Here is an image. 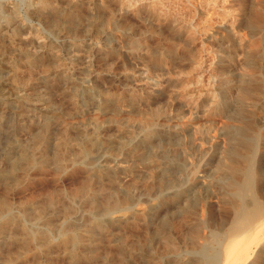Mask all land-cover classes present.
Wrapping results in <instances>:
<instances>
[{
  "label": "rangeland",
  "instance_id": "obj_1",
  "mask_svg": "<svg viewBox=\"0 0 264 264\" xmlns=\"http://www.w3.org/2000/svg\"><path fill=\"white\" fill-rule=\"evenodd\" d=\"M29 4L30 0H0V6H16L19 16L33 31L31 34L26 29L21 31L20 36L27 38L24 44L0 35V79L10 77L12 72L5 69L4 63L14 61L19 79L30 82L35 92L44 93L51 113L43 114L31 106L23 107L18 113L12 104L0 106V173L11 172L20 164L38 138L46 136L50 140L58 136L60 131L56 130V125L60 124H66L65 134L71 144L91 145L93 151L82 158L78 157L75 146H71L65 159L79 160L73 165L65 162L68 164L65 169L57 171L50 162L54 154L49 149V163L40 171L33 169L19 189L8 191L0 184V203L19 211L23 223L30 226L35 209V212L40 210L49 201L57 202V206H66L69 208L66 211H72L67 212L68 220L74 223L75 226L71 223L73 229L81 228V232L87 230L90 223L91 209L85 201L89 190L99 187L96 191L101 190V194L113 193L116 187L115 198L122 208L112 216L141 211V219L132 224L134 227L106 224L103 232L95 230L100 239L94 263L103 264L102 256H109V264H118L119 256H123V264H179L185 256L186 241L182 233L173 232L176 251L168 248L164 235L167 204L172 203L166 198L167 185L181 181L194 163L201 168H215L216 160L210 158L212 155H201L195 139L208 129L212 115L206 110L217 88H223V95L230 84L253 89L248 95L232 91L229 111L233 116L225 118L217 129L249 138L255 148L247 151L238 147V151L248 157L255 174H264V0L86 1L83 17H87V22L85 18H81V22L87 26L95 22L99 30L84 32L76 28L65 39L31 16ZM256 13L263 16L258 29L253 26ZM37 39L42 48L35 45ZM20 50L31 52V57L39 59L30 71ZM67 81L75 86L63 89ZM203 110L205 123L200 127L198 116ZM45 127L49 128L47 133ZM90 165L109 169L100 177L89 175ZM255 176L253 194L264 208V175ZM180 204L173 202L174 212L183 207L184 203ZM60 211L58 215L63 214ZM222 213L223 210L215 207L206 208L210 227L219 222ZM142 215L146 219L143 220ZM75 218L81 219L75 221ZM191 220L188 227L193 224ZM15 231L0 236L1 261L19 258L32 264V246L20 255L19 251L16 253L18 244L8 243L9 236L20 237ZM55 233L49 235L55 243L52 252L56 250L57 255L52 253L50 260L51 263L54 260L52 264H65L66 259L58 256L61 252L58 253ZM133 256L153 258L151 262L135 257V261Z\"/></svg>",
  "mask_w": 264,
  "mask_h": 264
},
{
  "label": "bare ground",
  "instance_id": "obj_2",
  "mask_svg": "<svg viewBox=\"0 0 264 264\" xmlns=\"http://www.w3.org/2000/svg\"><path fill=\"white\" fill-rule=\"evenodd\" d=\"M86 1L92 2V0H86ZM86 1L30 0L29 14L34 18L43 21L48 28L53 29L56 32V34L58 36H61L63 39L67 38V34L71 33V31H73L76 28L78 29L80 28L84 32L85 31L97 32V30H99L100 27L98 28L95 25V22L89 23L88 26L84 25L85 22H87L86 20L87 17L86 18L83 17L85 16V12H83V9L85 7H83V5L84 3H86ZM128 7L129 5L127 6V8ZM17 10L18 9L16 6H0V35L9 38L12 41L18 40L19 42H23L24 44L27 41V38L26 37L22 38L20 36L21 31L26 29L28 31V34H31L33 31L31 32V29L28 28L24 19H22L19 16L20 13L18 14ZM87 14L90 15L89 13ZM81 18H85L84 24L82 23L83 21L81 22ZM262 21H263V16L261 17L259 13H256L253 17V26L256 29H258L261 26ZM25 34H27V32ZM35 45L38 48L43 47V45L40 44L39 40L38 42H36ZM11 50L13 51V49ZM29 53L30 54H28L24 50H20L22 59L25 58L23 61H25L26 68L27 70L29 69L30 71L31 68H33L35 64L39 62V59L38 57H31L33 54H31V52ZM48 57L50 58V56ZM55 60L58 62L57 58ZM9 61L7 60V62L4 63V66L5 69H9L12 72V74L8 79H4V80L0 79V106L6 107L7 105L12 104L18 109V113H20V110L26 106L28 107L31 106L32 108L39 110L43 114L51 113L49 106L46 104V98L43 95L44 93L41 94L35 92L33 90V87L29 85L30 82L28 83L26 80L19 79L16 71L17 67L13 63L14 61L13 62H9ZM52 74H50V76ZM218 85H220V83ZM69 86L74 87L75 85L71 81H67L63 84L62 88L67 89ZM226 87H227V91L225 92L224 95H223V88H217L216 94H214L209 104V109L206 110L212 115L211 120L210 121L208 120L209 121L208 129L204 130L203 133H201V135H199V137L195 139L196 141L195 144L198 152L203 156L212 155L210 158H214L216 160L215 161L216 165H214L213 163L215 168H213L212 170L211 168L210 169L201 168L200 167L201 165L198 166L194 163L195 166L193 165L194 167L190 169L191 171L188 170L187 172L188 174L183 179H181V181L177 180L178 181L177 184L172 181L171 183L169 182V184L167 185L168 193L167 192L166 193L168 197L166 196V198L171 200L172 203L169 202L167 204V209H166L167 216L164 221V227L166 232L164 233V235L167 240L166 243L168 248L172 249V251H176L177 250L176 245L174 244L173 241V232L178 231L182 233L183 235L182 238H184L185 239L184 241H186L183 246L185 256L184 259L181 262H179V264H264V208L262 207L261 200L259 199L260 200L259 201L253 194L255 188V177H256L255 175L259 176L260 174V176L262 177L264 174L263 172H260L259 174L258 173L255 174L253 167L249 162L248 157L247 156L245 157V155H242V153H239L238 151V147H243L247 149V151L253 150L254 146L249 138L238 136L237 133H231V132L229 133L227 131L223 132L221 131V129L220 131L217 129L220 127L221 124H223L225 118L233 116V114H231V112L229 111V106H230L229 96H231L232 91L238 90L236 92L240 93L241 95H248V93H251L253 89H249V88L247 89L243 87L238 88V86L235 87L234 84L227 85ZM204 112H205L204 110L201 112V114L199 112L200 115L198 116V121H200L201 123L200 125H202L200 127H203L205 123ZM56 126H57L56 130L60 131V134L58 136L52 137L51 138L52 140L51 139L47 140L46 136H42L40 138L37 137L38 139L33 142L31 146V150L26 151L25 158L22 162H20V164H17L14 167L10 165L11 167H13V169L11 170V172L8 171L9 173L8 172L5 174L0 173V184L3 185V187L4 186L6 187L4 189H7L8 191H12L20 187L21 184L27 180L28 175L33 169L37 168L39 171L40 169L41 170L44 169L46 165L49 163V160L51 159L52 161L50 162L53 164V167H55L57 171H62L65 169L66 165H68L65 164V162L66 163L68 162L72 165L75 164L76 161L79 160V158H75V159L70 158L69 161L65 159L66 156L71 151V146L73 145L75 146L74 148L76 149L79 155L78 157L86 158L89 155H91V152L93 151V147L91 145H89L90 147H83L79 143L71 144V142L68 141L65 134L66 124H60L59 126L58 125ZM44 129H45V133L49 131L48 127H45ZM49 149H51L54 154V157L51 159L48 158V156H50L48 155ZM200 154L198 156H200ZM198 156L196 159L199 160L200 157ZM107 169L109 168H106L105 166L93 165L88 169L87 172L89 173V175L97 174L100 177V175L106 173ZM89 181L95 182V180L93 179H89ZM257 181L259 182V180ZM110 182L115 183V181L113 182L110 181ZM165 184L164 186H166ZM115 188L113 189L115 190ZM97 189H99V187ZM96 190L94 191L89 190V193L86 194L87 197L85 201L87 202L89 208L91 209V213H90L91 216L89 219L90 223L87 222L89 224L88 229L84 230L85 232L82 230L81 232H79L81 228L78 231L73 229L75 228L72 226V224L74 225V223L71 222L72 223L71 224L69 222L68 220L69 217L67 215V212L71 214L72 211L71 212L66 211L67 209H69L66 206L65 207L57 206L56 205L57 202L54 203L53 201H49L46 204H44V207L39 206L40 210L35 212V210H37L35 209L34 210L35 214H33L35 216L33 217V222L30 226H27L23 223L22 217L18 214L19 211H15V210L12 211V208H10L8 204L0 203V236L3 234L5 235L8 234L7 231L17 230L20 233L19 235L20 237L17 236L18 233H15L16 231L14 233L19 238H15L14 236H9V235L8 238L7 236L9 244H14V243L18 244V249L16 250V253L18 251L19 254L23 253L27 251L30 248V246H32L34 248L33 250L34 252L32 253L31 256L32 264H52L54 260L51 263L50 259L51 256L53 255L52 253L56 252V250L52 252L53 247H55V243L53 242V238L50 236L51 235L50 232L54 231L57 233L55 234L57 235L58 244L56 245L58 246L57 248L59 250L58 253L61 252L58 256L60 257L61 255L63 256L62 258L66 259L65 264H95L94 262L96 261L98 255L97 244L100 239V236H98L99 239L97 238V233L95 232V230L96 231L98 230V232L99 231L103 232L106 227V224L115 225V227L116 225L117 227L120 225L126 226L127 224L134 225L137 221H139V219H141L140 216L141 214H139V212L141 211L139 210H138L139 212L137 211L138 213L130 212L131 214L126 216L123 215L122 217L112 216V214L120 210L121 207L119 202L115 198V193L117 191L114 193L113 190L112 191L113 193L109 192V193L101 194V190L98 191ZM85 191H87V189ZM99 195H101V197L100 199L97 200L96 196L98 197ZM96 200L97 201L100 200V202H97ZM125 200L126 199H123L122 201L125 202ZM122 201L120 202L124 204ZM181 201L184 203L182 205L183 207L181 206L182 208L177 213H176L177 210L174 212V207L172 205L173 202H179L180 204ZM148 203L150 202L148 201ZM207 207H211L213 209L215 207L218 210H223L224 212L222 213L224 214L223 217H221V219H218L219 221L218 223L215 222H214L215 224L212 223L213 227L209 226L210 224L207 219L208 217L206 218ZM16 210H18V208ZM24 210H22L21 213L24 214ZM60 210L63 212V214L60 213L58 215V211ZM25 212H27V209ZM76 219L77 218H75V221ZM142 219L144 220L146 218H144V216L142 215ZM189 220L193 221V224L192 225L190 224L188 227L187 225L189 223ZM88 224L85 225L84 223L85 226H87ZM133 225L132 227H134ZM184 228H186L187 230H185ZM219 238H222V240L219 241L218 240ZM15 246L17 245L15 244ZM54 255H57V252L54 253ZM102 257L104 259L103 264H109L108 263L109 256H102ZM135 257L136 258L142 257L140 259H142L143 261H148L153 258L152 256H133V259H136ZM6 259L8 260V258ZM54 259L57 258L54 257ZM119 259H120L119 263L118 262L116 263L121 264L123 262V256H119ZM2 260L3 261H1L0 259L1 261L0 264L31 263L30 261L29 263H27V261H21L19 260V258L13 261L9 260L5 262H4L5 259ZM135 261H137V259Z\"/></svg>",
  "mask_w": 264,
  "mask_h": 264
}]
</instances>
